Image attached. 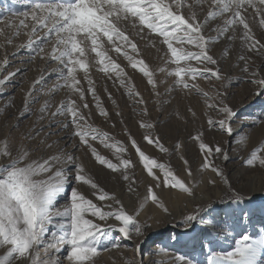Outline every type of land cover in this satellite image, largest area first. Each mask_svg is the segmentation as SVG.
<instances>
[{"label": "rangeland", "instance_id": "obj_1", "mask_svg": "<svg viewBox=\"0 0 264 264\" xmlns=\"http://www.w3.org/2000/svg\"><path fill=\"white\" fill-rule=\"evenodd\" d=\"M37 2L46 3L53 2V0H0V30H2L0 31V80L16 66L17 59L27 58L25 69L17 73L14 82L0 85V126L8 135L7 140L0 139V164L7 165L9 163L8 157H5L3 153L6 150H11L17 142L27 141L29 134L35 136L38 133L37 138L39 139L52 133L47 135V141L49 143L56 141L57 143L51 150L37 154L38 157H42L39 162L42 163L43 159L50 156L60 155L59 150L72 156L74 161L79 162L83 167L85 178L97 184L95 190L91 188V184L75 181L74 164H56V169L59 170L63 166L65 170L69 171L72 186H76L81 194L92 199L103 210H106L109 204L113 206L112 210L122 207L127 214L134 216L140 226L141 222L136 216L139 215L146 220L150 212L141 213L144 206L148 210L161 208L160 219L165 217L172 219L176 213H179V221L170 222L158 235L148 240L146 250L136 251L137 264L143 262L149 247L157 242L159 237L177 235L178 227L189 214L196 215L197 220L189 230L186 231L189 228L187 223L185 229L182 230L183 234L180 236H185L188 241L195 240L196 225L200 218L212 209L222 211L224 206L230 204L229 200L236 193H239L240 198L245 202L264 207V194L257 192L251 200L248 195L244 194L251 189L264 190L262 187L264 185V170L259 168L258 163L253 167L244 163L247 159L252 158L253 154L264 156V94L257 95L261 92L258 91L260 87L251 82L252 72L257 73L256 79H264V53L255 48L249 50V44L243 39L245 29L239 23L229 25V30L224 35H218L217 32V29L224 27L225 20L232 18L233 12H241L254 39L264 43V26L260 23L264 18L262 17L264 16V4L254 0L255 8L260 10L262 16L247 3L233 4L228 13L221 15L220 9L212 3V0H182L184 7L178 14L187 20L195 13L194 19L202 26L201 34L205 37L208 53L218 61L216 65H207L203 62L199 63L195 59L191 60L189 63L193 68L203 70L207 67L210 71L202 77L182 76L187 80L188 88L177 84L176 81L180 78L170 74L175 70L176 65L172 63L167 46L162 43V38L157 37L147 28H143L141 31L142 26L138 21H136L135 27L127 21L121 22L117 25L118 29L124 31L128 39L136 44V51L133 52L131 45H125L123 40L116 42L117 46L121 48V52L114 51L113 45L106 38H103V47L111 60L120 65L122 71L119 75L125 81L127 88L121 86L116 75L112 72L105 74L99 70L100 65L95 63L94 53L89 50L87 54L89 64L87 75L92 81L93 90L99 98L101 107L107 112V116H102L96 107L92 93L88 91L89 83L85 79L84 71L77 69L78 87L84 92L83 100L80 99L78 93H73L64 86L60 70H63V74L66 75V69L58 61L51 59L49 55L55 44L54 36L42 42L41 46L44 47L45 53L40 54L38 48L36 51H30L27 47H21L28 43L27 30L20 29V34L15 35L16 29L5 24V21L18 24L20 19H24L23 14H30L33 5ZM77 2L82 3L83 7L77 13L76 23H79L87 31L89 27L100 21L94 18L91 10L87 7L86 0H77ZM164 2L171 4L172 0H164ZM173 10H175L174 6ZM210 12H215L216 15L209 16ZM28 22L31 23L30 15ZM38 36L42 38L43 32H39ZM31 38L35 41L37 36ZM89 48L85 38V49ZM185 48L198 51L191 45H185ZM123 52H127L134 60L141 61L148 67V70L153 74L155 88L148 83V78L138 70L139 65L135 69L131 67L122 54ZM241 57L245 59H241ZM246 64L249 68L247 73L243 71ZM183 66L184 62L182 61L181 67ZM53 69H57V71L53 72ZM211 71H218L220 76L225 79L211 76ZM10 85L13 87L7 90L6 88ZM128 91L133 95H129ZM225 92L227 95L224 104L236 113L230 122V127L242 125L241 129L231 136L219 128V121L225 118L220 111L222 107L221 95ZM69 100L75 102L80 115L84 117V120H79L78 123L89 131V135L86 137L88 144H91L96 152L106 160L118 165V170L113 171L96 161L88 145L81 143L79 137L75 135L78 129L73 125L71 115L66 112ZM84 104H87L86 108ZM41 108H45L43 113L39 111ZM41 115H43V119H39ZM210 120L215 123L210 125ZM146 124H150L152 127H144L143 125ZM91 129H96V132L93 133ZM101 133L107 134L108 144L118 141L124 147L125 151L119 153V159L114 149L105 147L101 142ZM93 136L96 138L93 139ZM145 137L159 141V144H149ZM133 140L141 151L155 159L158 164H164L165 169L172 171L179 180H182L181 174L193 172L197 168L199 170L206 169L208 171L205 175L207 184L205 188L199 190L201 194L206 193L213 196L215 191L220 189L215 181L220 182L224 177L221 178V175L212 171L213 167L225 176L227 186L217 198H210L191 207L188 204L187 196L182 200H177L178 202L172 200L170 190L173 187H165L163 173L159 168H153V174L157 179L154 180L151 177V184L147 186L155 189L152 190V193L158 197L160 206H157L151 201L149 192L146 194L144 192L147 187L145 186L147 179L150 176L143 168L136 149L132 146ZM200 143L206 145L205 150L199 148ZM216 147L222 148L223 152L216 153ZM233 149L244 153L245 157L235 166H232L231 163L236 159L229 157ZM209 150L211 155H207ZM224 153L228 155L227 160H222ZM120 159L129 160L130 166L128 168L120 167ZM62 160H66V157H62ZM221 160L222 163H220ZM205 163L208 164V167H204ZM236 173H238V177H236ZM69 191L70 189L66 187L65 192ZM101 191L106 192L111 199L99 201L97 197ZM61 196L66 195L58 194L56 202L60 201ZM165 208L167 211L164 210ZM215 225L219 227L218 234L214 237L203 239L193 247L169 246L166 251L186 254L185 256L190 259L200 258V264H207L208 256H222L228 251H232L235 241L241 239L244 234H248L253 240L261 236L259 228L264 230V213L254 211L253 215L246 219L238 216L234 219H224ZM224 225L232 226L235 231L237 230L236 234H230V237L225 236L229 238V242L222 240ZM129 227L132 238L137 240L139 234L135 233L134 226L130 225ZM250 227H257V231L252 232ZM246 228H249V231H246ZM49 233H51V229ZM207 234L206 232L205 235ZM118 235L114 231L110 238L115 240ZM225 243L228 246H225ZM43 246L40 245L39 249ZM128 247L131 249V244ZM7 251L8 246H0V257L5 256ZM261 255L260 260L264 262V253ZM124 263L123 261L120 264ZM9 264H18L17 258L10 257ZM95 264L115 263H100L99 259L95 258ZM218 264H227V262L221 260Z\"/></svg>", "mask_w": 264, "mask_h": 264}, {"label": "snow or ice", "instance_id": "obj_2", "mask_svg": "<svg viewBox=\"0 0 264 264\" xmlns=\"http://www.w3.org/2000/svg\"><path fill=\"white\" fill-rule=\"evenodd\" d=\"M86 2L94 18L100 21L89 27L87 31L79 23H76L77 13L83 7V4L78 3L77 0L37 2L33 5L32 12L30 14L24 13V19H20L18 24H12L9 21H5V24L16 29L15 35L20 34V29L27 30L28 43L27 45H21V47H27L30 51H36L38 48L40 54L45 53L44 47L41 46L42 42L54 36L55 44L52 46L49 55L51 59L58 61L66 69V75L63 74V70H60L64 86L71 92L78 93L80 99L83 100L84 92L78 87L77 69L84 71L85 79L89 83L88 91L92 93L96 101V107L102 116H107V112L101 107L99 98L93 90L92 81L87 75L89 67L87 54L89 50L94 53V61L100 65L99 70L105 74L112 72L116 75L121 86L126 87L125 81L119 75L122 71L120 65L111 60L103 47V38H106L113 45L114 51L121 52V48L117 46L116 42L117 40H123L125 45H131L133 52L136 51V44L132 43L124 31L119 30L117 27L123 21L131 23L133 27L138 21L139 25L142 26L141 31L143 28H147L151 33H155L157 37L162 38V43L167 46L172 63L176 65L175 70L170 74L180 78L176 82L184 88H188L189 84L182 76L202 77L210 71L207 67L203 70L193 68L189 63L191 60L195 59L197 62H203L207 65L218 63L208 53L205 37L201 34L202 26L196 23L194 19L195 13L187 20L184 16L178 14L184 7L182 0H172L171 4L165 3L164 0H86ZM256 2L264 4V0H256ZM212 3L220 9L221 15L228 13L230 7L236 3H247L250 7L256 9L254 0H212ZM173 6L175 10H173ZM256 11L260 14L259 9H256ZM29 15L31 23L28 22ZM215 15V12L209 13V16ZM237 23L243 25L245 29L243 39L249 44V50L255 48L264 53V43L254 39L241 12H233L232 18L224 21V27L217 29L218 35H224L229 30V25ZM260 23L264 26V18L261 19ZM39 32H43L42 38L38 36ZM33 36H37L35 41L31 38ZM85 38L90 46L88 50L85 49ZM185 45H191L198 51L188 50ZM122 54L132 68L135 69L139 65L138 70L148 78V83L155 88L153 74L148 70V67L141 61L134 60L127 52ZM241 59L245 58L241 57ZM182 61L184 62L183 67H181ZM56 71L57 69H53V72ZM243 71L246 73L249 71L247 64ZM211 76L217 79H225L220 76L218 71H211ZM256 76V72L251 73V82L259 85L261 89V92L257 95L264 94V79H256ZM6 79L0 80V85L6 83ZM128 94L133 95L129 91ZM218 95L221 94L218 93ZM226 95L225 92L220 99L222 105L220 111L225 118L219 121V128L231 136L233 135V129L230 127V122L236 116V113L224 104ZM84 107L86 108L87 104H84ZM39 111L43 113L45 108H41ZM66 112L71 115L72 123L78 129L75 135L79 137L81 143L88 145L95 160L113 171L118 170V165L106 160L96 152L91 144H88L86 137L89 135V131L78 123L79 120H84V117L80 115L74 101L69 100L67 102ZM43 118V115L39 117V119ZM214 123L211 120L209 121L210 125ZM143 126L152 127L150 124ZM91 131L95 133L96 129H91ZM51 134H46L45 137L39 139L37 138L38 133L35 136L29 134L27 141L21 140L14 144L11 150H6L3 153L5 157H8L9 163L7 165L0 164V246H8V251L5 256L0 257V264H9V258L13 256L17 258L18 264H62L58 256L65 249L67 264H95L97 245L102 237L110 239V233L115 231L122 238L130 239V225L134 226L136 234H142V228L133 215L127 214L122 207L115 210H103L92 199H88L81 194L77 187L72 186L69 171L65 170L63 166L59 170L56 169V164H74L75 181L91 184V188L95 190L97 184L85 178L83 167L79 162L74 161L72 156L64 153L63 150H59L60 155L50 156L43 159L42 163L39 162L42 157H38L37 154L51 150L57 143L56 141L51 143L47 141V135ZM100 135L101 142L104 143L105 147L114 149L119 159V153L125 151L124 147L118 141L108 144L107 134L101 133ZM95 138L93 136V139ZM0 139H8V135L4 132L2 126H0ZM145 139L149 144H159V141H153L149 137H145ZM196 139H199V137H196ZM132 146L136 149L139 160L149 176L154 180L157 179L152 170L153 168H159L164 175L165 187H179L182 192L193 195L192 190L177 179L172 171L166 170L164 164H158L155 159L150 158L141 151L134 140ZM199 148L205 150L206 145L200 143ZM161 150H164L162 145ZM215 151L216 153H222L223 149L216 147ZM207 155H211L210 150ZM62 157H66V160H62ZM223 159H228L227 153L223 154ZM244 163L250 167L258 163L259 168L264 170V156L253 154L252 158L247 159ZM119 166L128 168L130 162L127 159H120ZM204 167H208V164L205 163ZM212 171L216 172L217 175H222L215 167L212 168ZM189 174L191 173L189 172ZM125 179H127V176H125ZM66 187L70 189V194L65 192ZM58 194L67 195L70 203L65 204L63 210L53 212L52 206H54ZM149 196L154 204L160 206L158 197L152 193L151 187L149 188ZM97 199L106 201L111 197L106 192L101 191ZM251 199L252 197H249V200ZM244 202L239 193H236L229 200V203L236 204ZM107 207L112 209L113 206L109 204ZM209 209H211V206H209ZM164 210L167 211L166 208ZM248 216L249 212L244 210L242 218L246 219ZM111 218L119 223L118 227L111 224L102 227L100 223L95 222L96 220L107 222ZM196 220L197 216L193 214L185 217L184 222L189 225L186 231L194 226ZM50 226L52 228L50 240L46 242L45 236L49 233ZM144 227H147V225H144ZM211 229L215 230V224H211ZM42 244L45 247L41 255L38 249ZM112 246L118 247V244L113 243ZM262 253H264V235L253 240L248 234H244L241 239L235 241V247L232 251H228L222 256H208L207 264H218L221 260L227 262V264H264L260 260ZM188 264H196V262L189 261Z\"/></svg>", "mask_w": 264, "mask_h": 264}, {"label": "bare ground", "instance_id": "obj_3", "mask_svg": "<svg viewBox=\"0 0 264 264\" xmlns=\"http://www.w3.org/2000/svg\"><path fill=\"white\" fill-rule=\"evenodd\" d=\"M12 59H17V58H12ZM26 57H21L19 59H17L18 63L16 64V66L9 71L7 74H5L1 80H5L6 78V83L7 82H14V78L16 77L17 73H20L22 70L25 69L26 67ZM13 86H9L6 89L10 90V88H12ZM258 91H261V89L259 88ZM241 124L236 125L235 127H233V133L237 132L241 129ZM237 149V148H236ZM233 149V151L230 153L229 157L231 159H236V161H234L232 164V166H235L237 164H239L240 162H242L245 157H244V153H239L238 150ZM223 160V158H222ZM221 160L220 163H222L223 161ZM200 165V164H199ZM230 166V163H229ZM200 167V166H199ZM208 171L206 169L203 170H199V168L195 169L193 172H190L191 174H189V172L184 173L183 175L181 174L182 180H180L181 182H183L187 187H189L192 192L193 195H188L187 193L182 192L179 187H173L170 191H171V198L173 201L178 202L177 200H182L184 197H188V204L193 207L194 204H197L199 202L202 201H206L210 198H214L220 195V193L222 191H224L225 187L227 186V182L225 179L224 175H221L220 177H224L223 180H221L220 182L215 181L214 179H212V181H215V184L218 186H220V189L215 191V193L213 194V196H210L206 193L201 194L200 193V189L201 188H205L206 184H207V179L205 178V175ZM155 175V174H154ZM236 177H238V173H236ZM148 184H151V176L147 179V183L145 186H147ZM76 187V186H74ZM148 187V186H147ZM145 189V194L149 192V188L148 187ZM155 190V189H152ZM258 194H264V190H260V191H256L255 189H251L249 192L244 193L246 195H248V197H253L255 196V193ZM70 194V191L68 192ZM174 202V203H175ZM67 203H70L68 196H61L60 201L59 202H54V206H52V211H58V210H63V206ZM183 208V207H182ZM107 210H112L109 208H106ZM244 210H247L249 212V216H252L254 211H258L261 213H264V207L259 206L258 205H254V204H250L248 202H244L241 204H236V203H230L226 206L223 207L222 211H217L215 209L209 210L208 212L205 213L204 216H202L200 218V221L198 222V224L196 225V233L194 235L195 240H190L188 241L186 239L185 236H180L183 234L182 230L185 229L186 227V223L185 222H181V226L178 227L177 230V235H165L162 237L158 238V241L153 243L150 247H149V251L145 254L143 263L144 264H188L189 261H194L196 262V264H200L199 259L197 258L195 259H190L188 257H186V254H180L177 252H172V251H166V248H168L169 246H178V247H193L194 244H198L200 243V241H202L203 239H206L208 237H214L216 234H218V227L217 225H215V230L213 231L211 229V224H218L220 223V221H223L224 219H229V218H236L238 216L242 217V212ZM149 212V214L147 215V219L144 220L141 217H139V215H137L136 217H138L139 221L141 222V228H142V234H139V237L137 240H134L131 236L130 239H124L122 238L120 235H118V237L115 238V240H112V238L110 239H105V238H101L100 243L97 245V256L96 259L98 258L100 263H115V264H120L121 262H125L124 264H137L138 263V258L136 256V251H141L142 249L146 250V242L152 238H154V236L158 235L159 232H161L170 222H175V221H179V213H176L172 219H170V217H165V218H161V208H153L152 210H148L146 208V206H144L143 210L141 213L144 212ZM248 216V217H249ZM92 219V218H90ZM94 219V218H93ZM95 222H98L101 224L102 227H106L107 224H111L114 227H118L119 223L117 221L114 220V218L109 219L107 222L104 221H98L96 220ZM144 225H147V227H144ZM229 225H224L223 228V236H222V240H225V242H229V238L230 234H236L237 230L235 231V228H233L232 226L228 227ZM257 227H259V225H257ZM257 227H250L252 232H256L257 231ZM50 229L52 231V228L50 226ZM220 231V230H219ZM227 231H229V233H227ZM234 231V232H233ZM246 231H249V228H246ZM260 234L264 235V230L262 231L261 228H259ZM114 232V231H113ZM208 233L207 235H205V233ZM251 232V233H252ZM131 233V232H130ZM59 234V232H58ZM112 233H110L111 235ZM228 237H225V236ZM167 236V237H166ZM111 237V236H110ZM234 237V236H233ZM192 239V238H191ZM50 240V233L46 234L45 236V241L48 242ZM186 241V242H185ZM113 243H117L118 247H113L112 244ZM232 243V242H231ZM131 244V249H129L128 246H130ZM43 245V244H42ZM225 246H228L227 243H225ZM45 245L39 249V253L42 255L43 254V250H44ZM185 247V248H186ZM134 249V250H133ZM204 253V252H203ZM262 257V255L260 256V258ZM58 258L61 260L62 264H67L66 261V249L65 251H62Z\"/></svg>", "mask_w": 264, "mask_h": 264}]
</instances>
